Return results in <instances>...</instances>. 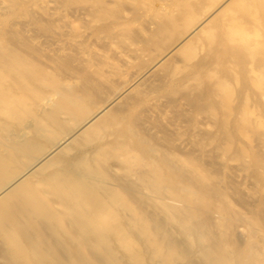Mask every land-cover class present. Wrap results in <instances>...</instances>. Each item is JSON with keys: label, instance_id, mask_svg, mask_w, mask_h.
Listing matches in <instances>:
<instances>
[{"label": "bare ground", "instance_id": "1", "mask_svg": "<svg viewBox=\"0 0 264 264\" xmlns=\"http://www.w3.org/2000/svg\"><path fill=\"white\" fill-rule=\"evenodd\" d=\"M0 264H264V0H0Z\"/></svg>", "mask_w": 264, "mask_h": 264}]
</instances>
